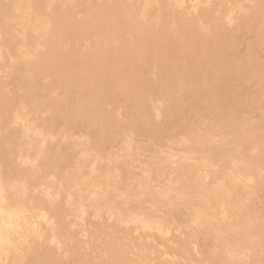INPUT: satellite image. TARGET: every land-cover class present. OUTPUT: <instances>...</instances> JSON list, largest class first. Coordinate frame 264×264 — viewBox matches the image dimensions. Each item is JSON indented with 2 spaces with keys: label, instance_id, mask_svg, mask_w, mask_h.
<instances>
[{
  "label": "rangeland",
  "instance_id": "1",
  "mask_svg": "<svg viewBox=\"0 0 264 264\" xmlns=\"http://www.w3.org/2000/svg\"><path fill=\"white\" fill-rule=\"evenodd\" d=\"M256 2L0 0V264H264V96L251 81L241 107L221 105L223 122L197 103L202 120L180 129L160 89L167 71L188 70L193 41L206 55L228 39L237 64H264ZM63 11L62 45L91 56L117 46L133 60L144 122L115 93L108 124L60 112L67 80L40 56Z\"/></svg>",
  "mask_w": 264,
  "mask_h": 264
},
{
  "label": "bare ground",
  "instance_id": "2",
  "mask_svg": "<svg viewBox=\"0 0 264 264\" xmlns=\"http://www.w3.org/2000/svg\"><path fill=\"white\" fill-rule=\"evenodd\" d=\"M257 3L258 10L255 11V13L253 12L254 16L264 17V0H257L256 4ZM70 15H67L65 11L59 15L57 18L58 30L56 38L50 40L49 42L48 40L44 41V47L46 48L45 54L40 56L41 60L47 58L48 60L53 61L51 69L53 80L61 77L67 80V87L65 89L66 98L59 105L60 112L63 114L68 113L71 116L72 121L74 119L93 120L96 122L99 120L101 121L102 119V121H104L105 115L102 116V108L104 107V102L107 100L106 96H108V94L111 95L112 93H115V95L124 102L123 106H125L126 109L128 108V112L132 113L133 117L137 115V117L132 120L133 123L144 122L145 117L141 116L142 110L140 108L144 102H142L140 107L137 103L138 94L139 92L142 94L141 91L143 88L138 85L139 83H134L132 79L126 76V70L134 68V62H132L133 60L130 62L124 59L125 55H122V53L120 54L121 50L116 48L117 46L112 48L110 46L111 49H106L107 51L103 49L105 47L99 46L96 54L91 56L88 52L80 53L79 51H76L75 48L73 49L62 45L61 37L66 31H68L67 16ZM257 29L256 45H258V50L263 56L264 28L258 27ZM192 34L194 33L190 32V37ZM228 35L230 36V33ZM25 36H27L29 42L34 40L32 33H27ZM173 40L166 47L163 46L162 59L166 60L170 56L171 57L169 59L172 58L174 50ZM177 40L178 39H176V42L174 41L176 44L180 41L178 40L177 42ZM228 45V39L223 40L219 48L212 47L210 49L212 51L206 52L207 54L205 55L198 52L200 46L193 41L188 50L192 58L188 70L177 75H172L167 71L166 75L164 74L165 76L162 75L163 78L160 76V78H162V87H160L161 93L163 98L166 100L167 105L165 106H167L168 112L171 113L170 116L174 119L175 124L173 127L177 126V128L185 129L190 124L195 125L200 122L202 120L200 115L194 117L192 115L197 103H201L202 109L213 112L216 119L223 122L226 117H228L231 108L229 106L228 110L221 109V105L228 103L229 105L238 104V106L241 107L245 103L246 99L249 100L251 96H253V92L249 89L251 81L256 83L262 96H264V64L253 56H246V59H249L246 64H237L232 55L229 53ZM151 53L149 52L147 55L148 57L146 56L147 61L151 58ZM196 65L199 68L197 71L195 70ZM195 81L197 84H201V86L196 90L193 88L187 97L182 96V93L187 91V89L192 86ZM201 87H203L202 90L204 91V95L197 93ZM44 89L46 88L36 85L34 91L38 92L40 90L43 91ZM142 99L143 98L141 96V100ZM185 103L187 104L186 106H184ZM171 110L174 112L172 113ZM186 117H189V121H185ZM104 124H108L106 120L104 121ZM258 229L264 235V220L262 222V226H259Z\"/></svg>",
  "mask_w": 264,
  "mask_h": 264
}]
</instances>
